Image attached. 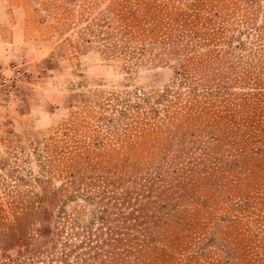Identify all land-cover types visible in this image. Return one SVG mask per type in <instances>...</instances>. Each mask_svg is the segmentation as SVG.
Here are the masks:
<instances>
[{"label": "trees", "instance_id": "obj_1", "mask_svg": "<svg viewBox=\"0 0 264 264\" xmlns=\"http://www.w3.org/2000/svg\"><path fill=\"white\" fill-rule=\"evenodd\" d=\"M258 1L111 0L105 8L111 16L78 30L82 39L102 41L107 56L148 57L169 66L171 77L160 92L119 95L112 103L119 158L95 160L91 152L83 156V143L74 144L69 166L79 178L64 199L63 187L36 197V207L10 195L19 212L0 232V251L19 242L24 250L0 253V264H169L192 237L204 239L210 231L208 241L216 242L232 231V210L247 207L252 193L264 188ZM68 13L62 4L52 9L56 26L67 25ZM25 16L28 25L32 16ZM77 194L95 206L86 222L65 207ZM58 201L51 225L43 204ZM221 206L224 213L216 214ZM219 244L224 256L215 264H229L246 248L227 236ZM195 258L187 254L184 264Z\"/></svg>", "mask_w": 264, "mask_h": 264}, {"label": "rangeland", "instance_id": "obj_2", "mask_svg": "<svg viewBox=\"0 0 264 264\" xmlns=\"http://www.w3.org/2000/svg\"><path fill=\"white\" fill-rule=\"evenodd\" d=\"M110 1H10L11 7L21 6L24 14L32 17L26 25L24 16L23 42L11 48L7 65L0 68L5 73L0 77V232L8 229L19 212L13 210L15 202L10 195L16 194L23 206L34 200L36 207V197L44 193L63 187L64 199L74 191L77 183L71 180L77 181L79 175L69 166V150H74L75 143H83L79 148L83 156L91 152L95 160L119 158L118 126L114 125L118 112L112 109V103L119 100V95L135 98L136 94L160 92L171 77L167 65L151 62L148 57L128 60L107 56L102 51V41L88 35L86 40L79 37L78 30L87 27L91 20L102 24L106 16L112 15L105 9ZM58 4L72 12L63 14L67 25L56 26L52 9ZM257 8L256 20L260 22L264 0L258 1ZM92 27L95 32L100 29L97 25ZM250 37L242 35L247 42ZM101 113L111 116L113 123L99 116ZM59 203L43 204L49 207L51 225ZM65 207L79 215V221L86 222L95 206L86 204L77 194L67 199ZM221 209L222 206L216 214L224 213ZM231 215V232L218 234L216 242L208 241L210 231L203 235L204 239L192 237V244L172 252L168 263L184 264L185 256L193 253L197 258L189 264H215L223 260L225 246L219 241L227 236L236 244L246 245L241 257L228 261L229 264H264V188L255 190L247 207H237ZM21 244H12L0 253L7 250L15 255L24 250Z\"/></svg>", "mask_w": 264, "mask_h": 264}, {"label": "crops", "instance_id": "obj_3", "mask_svg": "<svg viewBox=\"0 0 264 264\" xmlns=\"http://www.w3.org/2000/svg\"><path fill=\"white\" fill-rule=\"evenodd\" d=\"M10 1L0 0V68L7 65L11 48L24 39V10L21 6L11 7Z\"/></svg>", "mask_w": 264, "mask_h": 264}, {"label": "built area", "instance_id": "obj_4", "mask_svg": "<svg viewBox=\"0 0 264 264\" xmlns=\"http://www.w3.org/2000/svg\"><path fill=\"white\" fill-rule=\"evenodd\" d=\"M14 72L17 74V75H20V71L18 69H15ZM5 76V73L3 71H0V77H3Z\"/></svg>", "mask_w": 264, "mask_h": 264}]
</instances>
